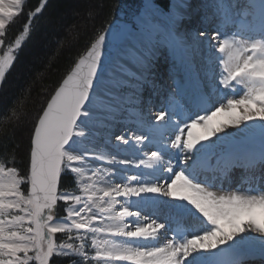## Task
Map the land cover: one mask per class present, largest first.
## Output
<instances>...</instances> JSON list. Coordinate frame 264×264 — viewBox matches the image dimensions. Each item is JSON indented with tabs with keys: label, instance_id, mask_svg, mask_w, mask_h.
Returning <instances> with one entry per match:
<instances>
[{
	"label": "snow or ice",
	"instance_id": "1",
	"mask_svg": "<svg viewBox=\"0 0 264 264\" xmlns=\"http://www.w3.org/2000/svg\"><path fill=\"white\" fill-rule=\"evenodd\" d=\"M25 2L0 0V47ZM45 4L27 12L0 56V81ZM110 28L37 115L25 174L0 160V264H243L256 248L264 260V152L240 162L228 147L237 135L229 128L248 133L264 121V0H142L131 26L142 37L134 63L115 68L105 64ZM197 48L205 71L196 100L176 91L152 105L157 54ZM128 93L131 117L121 108ZM220 114L226 119L213 125ZM101 126L110 132L103 149ZM237 169L244 183L226 189Z\"/></svg>",
	"mask_w": 264,
	"mask_h": 264
},
{
	"label": "trees",
	"instance_id": "2",
	"mask_svg": "<svg viewBox=\"0 0 264 264\" xmlns=\"http://www.w3.org/2000/svg\"><path fill=\"white\" fill-rule=\"evenodd\" d=\"M137 2L138 0H92L91 6L89 3H82L77 8L70 0H46L41 13L33 19L30 35L27 36L23 47L14 52L12 74L5 76L2 81L0 160L13 161L20 174H25L28 165L29 135L37 115L79 56L85 53L101 31L125 7ZM165 2L166 0H161V4ZM39 4L40 0H26L24 13L8 29L4 50H7L8 44H14V38L22 31L27 12L34 10ZM74 12L81 14V18H75ZM65 23L69 30H74L73 35L69 37L63 35L62 27ZM59 39L62 42L57 45ZM27 48L33 49L27 53ZM38 51L41 52L40 56L36 55ZM22 116L31 119L28 120L30 128L27 131L24 125H21ZM62 184L68 186L71 191L75 188L74 182L70 184L66 179L62 180ZM59 240L61 239L59 238L58 242ZM53 262L67 264L69 258L55 257Z\"/></svg>",
	"mask_w": 264,
	"mask_h": 264
},
{
	"label": "bare ground",
	"instance_id": "3",
	"mask_svg": "<svg viewBox=\"0 0 264 264\" xmlns=\"http://www.w3.org/2000/svg\"><path fill=\"white\" fill-rule=\"evenodd\" d=\"M193 1L194 0H192V3ZM240 2L241 4L250 3L251 0H240ZM205 11L206 10L203 9V12H200V14L203 15ZM194 26L199 27L200 24L197 23ZM141 38L142 37L140 32H131L128 35L127 39L123 42V44L115 50L107 65L110 68H115L118 66V62L128 61L130 64L134 63V50L139 47ZM181 57L183 59H181ZM202 57L203 53L199 48L189 49L184 52H178L175 56L166 49H162L161 52L157 54V59L154 62L152 68V79L156 83L158 95L151 96V104L159 107L165 95L170 92L176 91L182 94L183 97L189 102H194L196 100L197 90L201 86V81L203 79L205 71ZM167 63L169 65V73L166 72L167 80L164 84V82L159 81L157 77L160 73H165L163 71V68ZM176 71L178 72L177 74H175ZM107 74L108 73H106V75ZM130 95L131 93H128L121 101L122 111H126L129 117L134 114V109L131 106L132 102L128 100V97ZM148 95V93H145L146 98ZM225 119L226 117H224L223 114H220L219 116L214 117L211 123L215 125L224 121ZM251 123L253 124V130L248 133H239L238 130L234 128L228 129V131L237 133V135L233 137L232 143L228 147L241 158L240 162H246L249 159H258L260 154L264 152V135L261 134L260 130V125L264 124V121L257 120ZM123 126L124 125L122 123L118 127L112 128L111 132L120 131L123 129ZM193 133L196 136L203 135V130L200 126H197V128L193 129ZM109 137L110 132L108 130H105V128L101 126L96 133L95 142L103 149L104 141L109 139ZM213 139L215 138L213 137ZM123 155L131 156V150L123 153ZM131 171L137 170L131 169ZM242 183H244V177L241 174V170L237 169L233 173L232 179H230L224 185V187L226 189H234L237 185ZM260 238L261 237H257V239ZM246 253L247 254L243 255V264H255V262L249 263L248 261H246V258L248 256L252 255L261 258L258 248L251 251L246 250Z\"/></svg>",
	"mask_w": 264,
	"mask_h": 264
},
{
	"label": "rangeland",
	"instance_id": "4",
	"mask_svg": "<svg viewBox=\"0 0 264 264\" xmlns=\"http://www.w3.org/2000/svg\"><path fill=\"white\" fill-rule=\"evenodd\" d=\"M72 3H73V5L75 6V7H79V5H81L82 3H89L90 5L89 6H91V1L92 0H70ZM142 3V0H138V2L134 5H129V6H132V7H125V9L122 11V13H124V14H126L127 16H128V18H127V21L128 22H130V23H133L134 22V14H135V12H136V9L137 8H139V6H140V4ZM25 4H26V2H25ZM201 4V1L200 0H194L193 1V5L194 6H199ZM24 7H25V5H24ZM200 12H203V8H201L200 9ZM73 16H75V18H77V19H79V18H81V14H79V13H76V12H74V14H73ZM93 18V17H92ZM118 18V16L115 18V19H117ZM82 20L80 19L79 20V22H81ZM201 26V25H200ZM199 26V27H200ZM204 26L205 27H207L208 26V24L206 23V24H204ZM62 27V26H61ZM63 28V31H64V33H63V35L66 37H69V36H71V35H73V33H74V30L73 29H70L69 30V28H68V25H66V23L64 24V26L62 27ZM71 32V33H70ZM26 39H27V37H25V39L21 42V45H20V47L19 48H22L23 47V44H24V42L26 41ZM60 42H62V40H60L59 39V42L57 41V45H60ZM18 48V49H19ZM18 49H15V51L16 50H18ZM33 49V48H32ZM32 49H26V52L27 53H29V52H31V50ZM14 51V52H15ZM5 52H7V50H4L3 49V47H0V56H3L4 54H5ZM40 51H38L37 53H36V55H38V56H40ZM15 62V61H14ZM14 62H13V64L11 65V67L9 68V70L6 72V74H5V76H7V75H10V74H12V69L14 68ZM166 66H168V65H166ZM159 77H161V79H164V73H163V75H162V73H160V75L157 77L158 79H159ZM0 90H3V88H2V81H0ZM44 101H46V100H44ZM43 103H45V102H43ZM37 115V113H35V116ZM22 119V121L23 122H21V125L23 124L24 125V128H25V130L27 131L30 127H29V121L31 120L29 117L26 119L25 117H21ZM29 120V121H28ZM27 134V133H26ZM30 136V135H29ZM26 139H28V136H27V138ZM75 184V183H74ZM76 186V185H75ZM78 189H77V186L74 188V190L73 191H77ZM58 235V237L59 236H61L62 237V239H65V237L64 236H62L61 234H57ZM88 254H89V256L91 257L92 255H94V251L93 250H91V242L89 241V249H88ZM90 264H97V262L96 261H94V260H92V261H90Z\"/></svg>",
	"mask_w": 264,
	"mask_h": 264
},
{
	"label": "water",
	"instance_id": "5",
	"mask_svg": "<svg viewBox=\"0 0 264 264\" xmlns=\"http://www.w3.org/2000/svg\"><path fill=\"white\" fill-rule=\"evenodd\" d=\"M126 18H127V16L125 14L121 13L119 15V19H116V20H114L113 22H111L109 24V25H111V28H110V33L111 34H109L107 36V40L109 42L108 51L110 53V56L105 59V64L106 65L110 61V59H111L112 55L114 54L115 50L119 47V45H121L125 41L126 37L131 32V24L127 23L125 21ZM109 25L106 28H109ZM117 29H119V31H117Z\"/></svg>",
	"mask_w": 264,
	"mask_h": 264
}]
</instances>
